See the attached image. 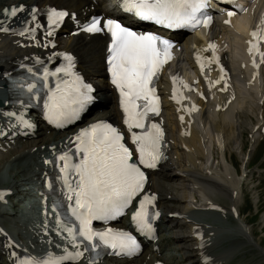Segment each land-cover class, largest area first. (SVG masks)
I'll list each match as a JSON object with an SVG mask.
<instances>
[{
    "label": "bare ground",
    "instance_id": "bare-ground-1",
    "mask_svg": "<svg viewBox=\"0 0 264 264\" xmlns=\"http://www.w3.org/2000/svg\"><path fill=\"white\" fill-rule=\"evenodd\" d=\"M12 3L16 6L20 3L26 4L25 9L23 10V13H25L23 17H21V14H18L15 17H10V15H7L5 11H3L4 6L9 8ZM33 3L38 4L40 7L52 3L63 4L70 9L77 10L79 13L86 12V14L94 10L101 12L107 11L111 8L108 0H0V18H4L5 22L14 20L15 18L23 19L29 14V5ZM231 20L232 26L222 25V31L224 35L231 34L234 41L239 43L241 35L233 33L232 27H238V30L241 31L244 30L246 24L243 23L244 19H242L241 15L235 16L231 18ZM0 26H2V23H0ZM66 31L67 34L63 38V45L76 51L80 66L83 67L86 74L90 75L98 82L101 89L99 94H101V96H103L108 102L113 101L115 99L113 90L103 77L104 69L102 58L104 54L105 37L101 34L88 36L84 33L70 35L68 34V29ZM198 33L200 34V32ZM198 33H189L186 35H182L181 33L175 34V37L178 38L183 45V55L189 56L192 51L190 45L191 41L195 44L199 43L201 37ZM211 33L214 36L217 35L218 29L213 28ZM35 38L38 39L37 34L35 35ZM29 41L30 40L23 35L0 32V118L1 112L4 108L14 105L13 103H5V100L10 101L13 88L10 85H7L3 72L17 66L21 61H35L39 56L44 55L45 50L41 49L39 46H33ZM227 46L230 50L231 48L234 50L232 53L224 52L223 55L227 56L229 64L237 75L235 76L236 78L234 79L233 84L236 93L235 99L230 101L229 106L225 109L217 108V106L219 103L221 105L224 104L228 96L226 94L219 93L214 100L201 102L202 110L197 115L198 121L197 123H193L190 135L186 136L185 134L179 133V128L177 127L179 122L175 119L173 106L168 103L165 98L162 116L166 125L167 133L172 138L170 143L171 148H169L167 159L163 163L160 171L153 172L151 183L153 189L160 193V206L163 212L161 218L165 222L172 223L174 227H176L177 238L180 243L184 242L185 244L184 253L186 256L191 257L194 251H199V248L196 247V237L192 235V225L195 223L200 224L203 228L206 240L205 247L209 252L215 248L216 244H219L218 239L220 236L224 235V232L232 234L235 232L242 233L240 236V242L230 244L225 250L215 251L214 254L212 253L216 260L224 259L225 262L228 261V255L225 252L233 250L236 245L250 243L251 240H255L250 235L249 225L244 218L240 216L238 206L239 213L234 217V220L230 221L228 216L230 215V207H226L220 203L222 209L216 210L210 208L208 205L210 203H215L214 201L216 200L213 199V195L217 192L225 194L229 199L230 204L237 205L239 202L240 195L243 191V178L241 181V175L238 174L235 168L238 164L239 158L236 157V162H233L231 156L234 153L229 151V145L231 140H233L234 137L237 138L238 133H240L238 131L240 129V123H238V121L241 114L245 112L250 114L254 113L255 108L253 107L251 100L255 96V93L258 95L256 100L259 103L256 114L257 116L260 114V117L253 119L249 115L252 131L250 136L253 137L249 151L250 157L253 155L252 151L255 149L256 143H258L263 136L262 130L264 129V124L261 122L262 119L264 120V65L261 68V77L259 78L260 81L258 83L254 84L248 79L249 77L242 78L247 69L246 66L242 67L241 61L238 60L242 53L236 48L234 42L231 43V46ZM190 61L191 60L188 57L187 62ZM182 71L187 73L184 69ZM159 82L160 84L165 83L162 79ZM236 82H240V90H243L244 94L242 98L239 97L240 87ZM1 90H3V92H1ZM259 100H261V103ZM103 111V113L112 115L114 118L118 112L116 103L112 104L110 108H105ZM247 113H245V115H247ZM29 115L38 124V127L35 130L37 138L33 140L34 142L31 145L20 148L19 150L21 151L18 154H10L11 158H9V156H3L4 159L6 157V160L5 163L0 166V187L12 188V194L17 192V183L13 178L17 175V179H19L21 166L23 170L31 173L30 177L36 184L37 179L39 178L38 173L43 169L42 161L44 156L49 154L53 149L62 146L68 134L75 131L80 126L75 125L72 128L58 131L44 124L38 114L29 113ZM100 116L104 117V115ZM207 123L209 124L210 129L218 134V143L214 142V137L212 136V141L208 146L209 157L213 159L222 156V160L218 159L219 161L215 164L213 161L208 162L205 159L207 155L205 142L208 135V132L205 130V124ZM257 123L258 126L254 129V126ZM15 142H21V138L17 139ZM233 143L235 146V142ZM237 144V149H239L238 153L240 155L245 153L244 150L246 147L243 138L239 137ZM216 146H218L217 149L219 152L216 151L217 149L215 150ZM189 186L192 187L190 194L191 198L186 193ZM29 192L31 191L26 190L25 193L27 194ZM193 199H200V201L196 202ZM171 211L177 212L180 216H170L169 213ZM9 212L7 206L0 205V214H7ZM218 216H224L225 220H220ZM224 221H226V223ZM3 243V236H0V254L2 253ZM157 244L158 241L147 243V248L143 251V256L140 257L139 260L136 259L137 257L132 259H120L116 264H149L153 260L159 258L157 249L153 248V246ZM159 251H162V249H159ZM163 256H166L165 252H163ZM135 259L136 261L130 262V260Z\"/></svg>",
    "mask_w": 264,
    "mask_h": 264
},
{
    "label": "snow or ice",
    "instance_id": "snow-or-ice-1",
    "mask_svg": "<svg viewBox=\"0 0 264 264\" xmlns=\"http://www.w3.org/2000/svg\"><path fill=\"white\" fill-rule=\"evenodd\" d=\"M124 3L129 11H134L141 18L155 21L169 28L187 26L195 29L199 24L203 23L207 26L209 22L201 21L197 16L206 6L207 0H124ZM18 10L23 11V8L5 9L4 11L7 15L15 17ZM65 15V12L53 10L50 17L52 24L58 23ZM228 15L232 16L234 13L229 12ZM104 29L112 36L109 63L112 83L119 90L122 98L121 105L126 114L124 123L129 131L134 127L144 129V121L148 114L150 112L159 114L154 79L158 77L163 65L171 59L170 50L173 45L168 40L150 33L138 34L111 19L103 24V28L101 21L95 19L84 30L94 33ZM51 34L50 32L49 35ZM252 36L255 42H249V52H259V43L264 41V36H261L259 31H253ZM209 47L214 48V45ZM260 55L264 62V52ZM65 59L69 62L68 66L57 71L71 74L72 57L66 56ZM254 66H256L255 61ZM47 75L48 73H45V76ZM32 87L34 85H28L29 90ZM173 98H176L175 95ZM87 99L89 97L81 92L77 77L73 86L67 91H62L59 97L53 98L49 106L50 114L60 119L67 116L70 111L74 116L78 109H70V105L82 106ZM162 138L163 132L156 124H152L151 129L142 134H132V142L136 145L135 150L139 152L141 164L150 168L156 167L161 159L160 142ZM77 139L80 141V150L84 152L85 157L81 164L75 166V172L79 176L76 189L69 187L75 197V207L72 213L80 221L78 235L91 245L92 250L103 245L118 250V253L132 254L138 246L130 233L114 232L112 229L98 232L93 230L92 221H107L122 215L133 198L142 191L144 174L135 163L130 162L133 152L122 142L123 135L110 124L94 125L90 130L82 132ZM60 159L66 161L67 157L61 156ZM69 167L70 165L65 163L62 168L66 182ZM69 199H72L71 195ZM154 199L155 197L145 196L140 202L139 210L133 216V220L141 230L151 227L146 206ZM68 231L75 240L73 230L68 229ZM74 246L79 247L78 244ZM83 254L77 251L60 259L78 260ZM25 264H58V261L56 259L29 260Z\"/></svg>",
    "mask_w": 264,
    "mask_h": 264
},
{
    "label": "rangeland",
    "instance_id": "rangeland-1",
    "mask_svg": "<svg viewBox=\"0 0 264 264\" xmlns=\"http://www.w3.org/2000/svg\"><path fill=\"white\" fill-rule=\"evenodd\" d=\"M252 104H253V107L256 106L255 100H252ZM103 110L104 108L102 109V111ZM245 113L241 114V117L238 121V123H240V129L238 131L241 133V136H240V133H238V137L237 138L234 137L233 140H231L232 144L230 143L229 145L231 147V148L229 147V151L234 153L231 156L233 162H236V157L239 158L238 160L239 161V172L245 173L244 178H243V184H242L243 192L241 193V198L239 202V206L241 208L240 214L242 217H244L247 220V222H249L250 229L253 234V238L264 248V218H263V214H264V153L262 152L264 150V138L261 139L256 149L252 151L253 155L252 157H250L249 151L252 145L251 144L252 137L250 136L251 131L249 129L251 128L249 115L253 119H256L257 115L255 113H251V114L247 113V115H245ZM206 128H207L208 135H207V140L205 142L206 154H207L205 159L208 162L213 161L215 164L216 162L219 161L218 159L222 160V156H219L213 159L209 157L208 146L210 145V142L212 141V138H211L212 136L214 137V142L218 143V134L216 132H213L212 129L208 128L207 126ZM239 137L243 138L245 147H246L244 150L245 153L241 155L238 153L239 149H237V146H238L237 143H238ZM35 138H36L35 136L29 137L28 139L23 141L22 145L16 146L8 152L0 151L1 152L0 153V166L3 163H5V160H6V157L4 159L3 156H9V158H11L10 156L13 154H18L21 151L19 149L22 148L23 146L31 145L32 140H34ZM232 141L235 142V146ZM217 148L218 146L215 147V150ZM216 151L219 152L218 149ZM258 155H261V156L257 158ZM253 161H254V164H253ZM24 177L25 175L23 174V169L20 168L19 179H17V175L15 178H13L15 179L14 181L16 183L19 182L17 186L19 188L17 194L19 195H21L20 192L22 191L23 186H24L23 184L24 181H22ZM241 181H242V177H241ZM191 191H192V187L189 186L187 188L186 193L190 198H191L190 196ZM243 194H244V200H243ZM245 196H249V198L245 199ZM213 198L214 200L219 201L220 203L228 207L230 206L229 199L224 195L216 193L213 196ZM24 201L27 202L28 199L24 197ZM199 201L200 199H196V202H199ZM218 218L222 221L225 220L224 216H218ZM175 232H176V227L172 226V230H170V232L163 231L162 233L163 235L166 236L168 233L175 234ZM230 237H233V239L236 240L237 243L241 240L238 234H233ZM230 237L227 236L224 238L225 244L229 245L230 243L234 241L233 239L230 240L229 239ZM171 241H172L171 245L173 246V251H175L179 255V257L182 256L183 258V255H182L183 251L182 253L180 251V246H181V244L179 243L180 241L173 236L171 237ZM255 246L256 245H252V243L250 244L243 243L239 248L236 249V253L234 254V256L230 258L228 262H230L231 264H264V255L262 254L260 249L257 246L256 247ZM172 263H176V262L173 261ZM181 263L186 264L184 259L181 261Z\"/></svg>",
    "mask_w": 264,
    "mask_h": 264
}]
</instances>
